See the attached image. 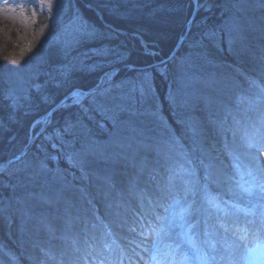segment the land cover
I'll list each match as a JSON object with an SVG mask.
<instances>
[{"label":"rangeland","instance_id":"1","mask_svg":"<svg viewBox=\"0 0 264 264\" xmlns=\"http://www.w3.org/2000/svg\"><path fill=\"white\" fill-rule=\"evenodd\" d=\"M8 1L17 4L16 12L11 9L13 6L8 11L11 20L16 15L17 23L12 26V38L8 43L0 39V114L4 112L5 116L0 119V124L7 119L8 122L16 119L17 126L31 123L28 133L18 139L20 144L29 142L39 130L40 134L27 156L0 168L1 255L10 258L14 264L42 263L43 258L38 261L25 258L17 240L21 235L18 229L24 220L20 214L24 203L41 193L49 181L55 180L71 188L75 183V189L85 185L81 176L89 175L93 149L107 143L112 128L122 126L127 120L130 125L123 126L121 132L129 133L127 136L136 134L139 141L147 139L159 154L147 158L160 161L162 165L166 161L169 171L154 175L130 169L123 171L122 176L139 180L145 187L167 183H177L183 188L191 186L194 193L212 197L215 200L213 207L218 205L234 212L238 220L251 214L257 220L264 217V209L252 198L255 188L243 181L241 165L225 145L229 135L227 129L223 128V134L216 139L212 129L199 133L196 126L206 113L199 109L201 105L191 102V89L209 79L212 65L224 67L226 73L231 74L236 85L234 95L240 104L244 102V106L253 107L264 101V72L245 71L244 62L227 45L230 36L239 30L233 21L242 11L241 0L227 1L219 14L216 29L212 31L215 35L208 36L210 48L217 57L196 49L193 47L196 39L186 37L179 50L172 49L166 56L155 43L146 42L139 34L104 22L103 12L111 13L135 0H53L51 8L46 3L41 4L40 0ZM203 3L199 1L201 6ZM83 12H92L103 28L91 24ZM85 28L93 34L83 35L74 42L73 37ZM257 44L258 41H253L254 46ZM146 47L155 55L146 54ZM93 50H103L104 54ZM130 53L136 55L139 65L129 64ZM52 55H57L59 61L55 66L48 65ZM257 60L264 64L261 51L257 52ZM61 68L65 74H61ZM109 72L112 74L110 80L105 75ZM145 72L150 74L151 93L143 103L136 105L135 114L100 111L90 104V97L80 98L79 103L71 98L60 107L75 108L70 119L71 132L52 131L50 122L41 129L45 114L67 95L66 92L88 90L84 88L91 86L93 89L103 83L100 90L111 88L116 94L121 82L139 80ZM188 101L191 102L190 109L184 106ZM85 107L91 110L85 113ZM10 109L13 117H6ZM53 144L57 147L53 148ZM113 148L117 153L119 149L110 144L106 145L105 152L110 153ZM199 149L207 154L204 163L197 154ZM69 153L79 155H73L70 160ZM209 159L220 170L218 175L212 174L207 165ZM94 160L96 165H92L97 168L101 159L95 157ZM206 174H211L212 179L206 180ZM150 176H155L153 183ZM91 210L93 214L104 212L99 203ZM191 214L190 210L184 212L174 231L178 241L194 252L197 264H205L217 250L216 233L223 232L215 221L206 217L203 218L206 226L199 224L194 228ZM138 231L131 230L133 237L122 250L131 249L130 243L139 237ZM251 244L254 246L249 250L245 264H264V242ZM84 260L79 264H85ZM138 263L145 264V260H138Z\"/></svg>","mask_w":264,"mask_h":264},{"label":"bare ground","instance_id":"2","mask_svg":"<svg viewBox=\"0 0 264 264\" xmlns=\"http://www.w3.org/2000/svg\"><path fill=\"white\" fill-rule=\"evenodd\" d=\"M240 5L242 11L235 15L237 19L233 21L239 30L230 36L227 45L244 62L245 71L264 72V64L257 60L258 51L264 55V0H241ZM10 6L16 12L17 4L0 0V39L5 43L12 38V26L17 23L16 15L12 20L8 15ZM194 7L190 15H194L193 19L199 9L196 7L194 11ZM187 27L188 23L186 30ZM253 41H258L257 46ZM208 78L191 89V102L201 105L199 109L206 113L196 130L200 133L212 129L216 139L223 134V128L227 129L229 135L225 145L240 163L243 181L255 188L253 201L264 209V101L253 107L244 106V102L240 104L234 95L235 82L224 67L212 65ZM184 97L189 98V95L184 94ZM191 102L184 106L190 109ZM129 125L127 120L122 126L112 128L107 143L93 149L89 175L81 176L85 185L75 189V183L71 188L55 180L49 181L41 193L24 203L20 212L24 220L18 229L20 239H17L23 256L31 261L43 258L41 264H79L84 259L85 264H100L101 261L103 264H139L141 257L148 264H156L151 260V256L156 254L160 264H197L194 252L178 241L174 231L175 224L182 217L181 210L187 208L192 213L191 226H206L203 222L206 217L215 221L223 232L216 233L217 250L205 264H245L247 254L254 246L251 243L264 242V217L257 220L251 214L238 220L234 212L218 205L213 207L215 200L212 197L194 193L191 186L183 188L177 183H167L145 187L139 180L122 176L123 171L130 169L154 175L169 171L166 161L162 165L160 161L147 158L159 155L147 139L139 141L136 134L127 136L129 133L121 132L123 126ZM107 144L117 147L118 152H114L115 148L110 153L105 152ZM198 153L204 163L208 159L206 152L199 149ZM95 157L101 159L97 168L93 166L96 165ZM208 162L212 174L218 175L220 170L212 165L211 159ZM95 203L102 205V214L91 212ZM157 215L165 219L158 222ZM141 223L144 229L150 224L157 228L162 224L168 234H160L158 249L151 234L146 244L148 251H144L143 245L138 247L144 241L139 234L130 243L133 245L130 250H122V246L133 237V227L139 226L136 229L139 233L144 230ZM109 230L111 236L106 235ZM106 243L111 246L106 248ZM168 244L170 248L165 247ZM0 264L14 263L0 254Z\"/></svg>","mask_w":264,"mask_h":264},{"label":"trees","instance_id":"3","mask_svg":"<svg viewBox=\"0 0 264 264\" xmlns=\"http://www.w3.org/2000/svg\"><path fill=\"white\" fill-rule=\"evenodd\" d=\"M199 1L204 3L197 10L186 39L192 38L196 39V41H200V44L195 47L196 49H200L211 56L217 57V53L210 48L208 36L216 29L215 27L218 23L219 14L229 1ZM193 6L192 0H135L111 13L103 12L102 17L106 23L122 30L139 34L148 43H155L160 53L168 56L172 49L178 44L180 37L185 33ZM89 13H84V17L95 27L103 28L98 18L92 12V16H89ZM185 47L186 44L184 49ZM135 56V54L130 53L129 64L136 63V65H139ZM58 62L57 55H52L48 61V65L55 66ZM131 71L132 70H130V72ZM92 87L93 86L90 88ZM66 94L68 95V92H66L65 95ZM69 101L71 100H68V102ZM74 111L75 108L71 106L60 108L49 117L47 124H49V122L52 124V131L65 130L70 123ZM3 113L4 112L0 114V119L2 120L3 117H5ZM6 117H13L11 109ZM15 122L16 119H11L10 122H8L7 119L5 123L0 124V162L15 157L23 150L25 145H27L28 141H24L20 144L18 139L21 138L23 134L28 133L29 129L32 127L31 123L17 126ZM31 151L30 149L28 153Z\"/></svg>","mask_w":264,"mask_h":264},{"label":"snow or ice","instance_id":"4","mask_svg":"<svg viewBox=\"0 0 264 264\" xmlns=\"http://www.w3.org/2000/svg\"><path fill=\"white\" fill-rule=\"evenodd\" d=\"M40 2L41 4L46 3L49 6V8H51L53 5V0H40ZM195 3L197 4V8L201 6L199 4V0H195ZM33 15H35V13H33ZM92 34H93L92 32H90L89 30L85 28L82 31V33L77 34L73 37V41L78 42L79 39H81L83 35H92ZM210 35L214 36L215 34L213 33ZM199 44H200V41H195L193 43V47H196ZM93 51L96 52L97 54H101V55L104 54L103 50H93ZM146 54L155 55V53L150 52L147 49V47H146ZM161 63H164V62L162 61ZM59 71L61 72V74H65L63 68H61ZM105 75L109 80L111 79V75H112L111 73H106ZM37 87H39V85H37ZM117 87L120 90L116 94H113L111 88H108V89H103V90L97 89V90L90 91V92L76 91L72 93V96L75 97L76 103H79L80 98L82 97H90L91 98L90 104L100 111H108V112L127 111L131 114H135L136 105L143 103L144 100H146V98L151 93L150 74L148 72H145L141 79L136 80V81L121 82V84L118 85ZM83 110L85 113H87L91 109L89 107H85ZM153 115L155 114L153 113ZM72 127L73 125L69 123L68 126L65 128V131L70 133L72 130ZM57 135L58 136L60 135L59 132L57 133ZM52 147L56 148L57 145L53 144ZM73 155H79V153H69L70 160L72 159ZM52 158L55 159V157H52ZM184 171L187 172L188 170L185 169ZM149 178L154 180L155 176H150ZM205 179L211 180L212 179L211 174H206ZM176 203H179V200H177ZM188 207L190 208L191 205H189ZM167 210L168 209L165 208V211ZM186 211H188L187 208L181 210L182 214ZM164 219H165L164 217H161L159 215L156 216V220L158 222L163 221ZM140 227L141 229H144L143 223H141ZM131 230L136 231L134 227ZM161 233H163L164 235L168 234L167 231L165 230V227L162 224L159 228H157L155 224H150V227H148L147 229H144L143 231L139 233L141 236L144 237V241L142 242V244H138L137 246L141 247L143 245L144 251H148L146 244H147L149 234H151L155 240V246L158 249L159 244H160V234ZM106 235L111 236L110 230L106 232ZM110 246L111 245L108 243L105 244L106 248H109ZM165 247L170 248L171 245L168 244V245H165ZM176 248L178 249L179 245H177ZM165 255H167V253ZM141 259H144V257H141ZM184 259L186 260L187 257H184ZM151 260L156 262V264H160V261L157 259L156 254H153L151 256ZM100 264H103V261H101ZM145 264H148V261H145Z\"/></svg>","mask_w":264,"mask_h":264},{"label":"water","instance_id":"5","mask_svg":"<svg viewBox=\"0 0 264 264\" xmlns=\"http://www.w3.org/2000/svg\"><path fill=\"white\" fill-rule=\"evenodd\" d=\"M193 3H194V11H196V7H197V4L195 3V0H193ZM193 17L194 15H192L189 19V22H188V27H187V30L185 32V34L180 38L178 44L176 45V47L174 48V51H176L181 42H183V40L185 39L187 33H188V29H189V25L190 23L192 22L193 20ZM108 26V25H106ZM110 73V72H109ZM103 86V83H100L98 84L95 88L91 89V90H88V91H81V90H73L71 91L66 97H64L59 103H57L54 107H52L45 115L44 119H43V122L41 124V129L43 128V126L47 123L49 117L52 115V113L54 111H56L57 109H59L62 104H64L68 99H71V98H75L72 96V93L76 92V91H80V92H90V91H94V90H97L99 88H101ZM40 134V130L34 135V137L28 142V144L24 147V149L21 151L20 154L16 155L15 157L11 158V159H8L7 161H5L4 163H1L0 164V168H3L5 166H7L8 164L10 163H13V162H16L18 160H20L22 157L25 156V154L29 151V149L32 147V144L34 143V141L36 140V138L38 137V135Z\"/></svg>","mask_w":264,"mask_h":264}]
</instances>
